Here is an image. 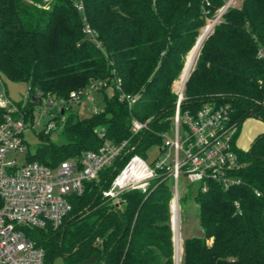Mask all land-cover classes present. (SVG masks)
Returning a JSON list of instances; mask_svg holds the SVG:
<instances>
[{"label": "trees", "instance_id": "1", "mask_svg": "<svg viewBox=\"0 0 264 264\" xmlns=\"http://www.w3.org/2000/svg\"><path fill=\"white\" fill-rule=\"evenodd\" d=\"M76 2L0 0V75L3 82L28 85V102L18 106L31 124L40 107L32 96L67 100L94 87L103 97V109L90 117H81L74 104L60 111L55 120L64 118L58 132L66 142L55 144L51 133L40 132L35 153L25 160L53 169L80 160L103 146L100 131L113 144L130 140L129 146L97 180L85 184L82 196L70 197L73 210L61 228L23 230L45 251L46 264H80L94 256L93 264H175L171 182L158 185L160 179L153 183L155 190L129 191L116 199L103 191L133 155L163 145L160 134L172 128L176 115L173 85L200 31L227 0H83L84 13ZM85 23L103 49L84 32ZM260 50L264 0H243L240 8L227 10L204 43L185 84L182 113L195 114L214 102L231 105L233 121L240 125L251 116L264 121ZM123 96L137 101L129 106ZM4 115L0 109V125ZM135 119L149 129L132 137ZM237 152L243 168L235 176L242 184L226 191L209 182L205 193L197 187L202 235L184 240L181 264H264V135L252 150Z\"/></svg>", "mask_w": 264, "mask_h": 264}, {"label": "built area", "instance_id": "2", "mask_svg": "<svg viewBox=\"0 0 264 264\" xmlns=\"http://www.w3.org/2000/svg\"><path fill=\"white\" fill-rule=\"evenodd\" d=\"M75 7L84 13L83 0H77ZM84 32L97 48L103 49L88 23H85ZM258 56L264 59V50H260ZM117 84L120 89L121 81L118 80ZM94 90L92 87L73 92L67 100H43L37 96L44 101L45 110L31 124L27 113L9 98L0 75V109L5 112L0 125V264H46L45 251L28 239L23 229L47 233L61 228L73 210L70 197L82 196L85 184L97 180L100 173L111 167L129 146L130 140L113 144L106 140L105 131H100L98 136L104 141L103 146L98 151L85 152L80 160L65 161L55 169L25 160L29 153L25 134L36 126H43L41 132L45 134L58 132L59 123L65 121L64 118L61 122L55 120L59 112L84 97L93 100L91 94ZM177 95L172 128L160 134L162 158L149 164L140 155H133L114 177L110 188L103 191V196L116 199L129 191L148 193L163 182H171L174 259L175 264H180L182 246L177 238L180 234L179 183L182 175L190 184L201 185L204 193L208 192L209 182H216L227 191L242 184L235 173L243 165L236 146L241 125L233 121L231 105L211 102L205 103L195 114L182 113L184 89ZM123 99L129 106L137 101L130 96H123ZM48 109L56 112V117L42 123ZM148 129L147 123L135 119L131 126L132 137ZM20 156H24L22 162ZM160 179V183L153 187V183ZM257 196L261 194L257 193ZM235 205L239 207L238 203Z\"/></svg>", "mask_w": 264, "mask_h": 264}, {"label": "rangeland", "instance_id": "3", "mask_svg": "<svg viewBox=\"0 0 264 264\" xmlns=\"http://www.w3.org/2000/svg\"><path fill=\"white\" fill-rule=\"evenodd\" d=\"M227 3H228V5L231 4L230 7H232V8H240L242 6L243 0H227ZM218 15L215 17V19L209 20L207 22V25L213 23L217 19ZM218 23H219V21H218ZM204 29H202L200 31L201 32L200 36H201ZM200 36H199V38H200ZM192 51L190 52V54L186 58L185 67H186V63H187L188 58L191 55ZM185 67H184V70H185ZM184 70H183L181 76L179 77V79L177 81H175V83L173 85V91H174L175 95H177V93L180 91L179 90L180 88H179V86H177V84L182 83V75L184 73ZM4 83H5L6 90L8 92V96L11 99V101L14 102L15 104L19 105V106H22V107L26 106V104L28 102V99H27L28 85L26 83H13V82H10V81L5 80V79H4ZM184 89H185V87H184ZM108 94H111V89L108 91ZM91 97L93 100L89 99L88 97H84L80 100L79 104L75 103L73 105L74 111L78 112L80 114V116L83 118L90 117L94 113L101 111L103 109V106H104L103 100H102L103 97L100 96L99 94H97L96 91L91 94ZM44 108H45V106H40V107L36 108L35 112L37 113L38 116L41 112H44L43 111V110H45ZM55 114H56V112L48 109L47 115H44L42 118V123H46L50 120H53L56 117ZM243 124H244L243 128H244V131L247 132V136H248L249 132H252L254 130L260 131L259 133H264V121H262L260 119L250 117ZM42 129H43V126H36L34 128V130L31 129L30 131H28L25 134V139H26L28 147H29L28 152L35 153L37 144L39 143V139H38L37 134L40 133L42 131ZM51 140H52V142H54L55 144H58V145H61V144L66 142L63 139V137L60 135L59 132H52L51 133ZM138 154L141 157H143L147 161V163H149V164H152L156 160L162 158V154H161L160 149L158 147L153 148V149L148 150V151H145V152L138 153ZM23 159H24V156L19 157V160L21 162L23 161ZM197 187H198L197 184H190L182 175V178L180 179V183H179L180 208H181L180 209V212H181L180 217L182 220L179 223L180 234H179V238H177L182 247H183V242L187 237H193V236L200 237L202 235V231H201L199 220H198V206L194 201V195H195V191H196ZM172 229L174 232L173 226H172ZM181 251H182V249H181ZM180 264H181V261H180Z\"/></svg>", "mask_w": 264, "mask_h": 264}, {"label": "water", "instance_id": "4", "mask_svg": "<svg viewBox=\"0 0 264 264\" xmlns=\"http://www.w3.org/2000/svg\"><path fill=\"white\" fill-rule=\"evenodd\" d=\"M229 8H230V6H229L228 3H227V5H226V6L220 11V13H219L217 19L214 21V25H213V29H212V31L209 33V35L206 37V39L202 42V44H199V39H198V41H197V43H196V45H195V47H194V49H193V51H194L195 49H197V54H196V58H195V61H194V65H193V67H192V70L190 71L189 77L191 76L192 72L194 71V69H195V67H196V64H197V61H198V59H199V56H200L201 50H202V48H203V46H204V43H205L206 40H207V39L213 34V32H214V28H215V26L217 25L218 21H220L221 17L227 12V10H228ZM189 77H188V78H189ZM187 80H188V79H187ZM186 82H187V81H186ZM30 100H31L32 103H34V104H36V105H38V106H42V105L44 104V101H43L42 99L37 98V97H34V96H32V97L30 98ZM62 113H63V112H62ZM251 118H255V117H254V116H251ZM251 150H252V148H251ZM78 249H79V246L76 248V250L74 251V253H76V252L78 251ZM97 260H98V256H94V257H92L91 259H89L88 261H86V262H84V263H80V264H93V263H95Z\"/></svg>", "mask_w": 264, "mask_h": 264}, {"label": "bare ground", "instance_id": "5", "mask_svg": "<svg viewBox=\"0 0 264 264\" xmlns=\"http://www.w3.org/2000/svg\"><path fill=\"white\" fill-rule=\"evenodd\" d=\"M229 6H231V4H229ZM213 25H214V22L211 23V24H208L207 27L203 30V32H202V34H201V36L199 38V44H202V42L206 39V37L212 31ZM196 54H197V49H195L194 51H192L191 55L188 58V61L186 63V67H185L184 73L182 75V83L181 84L180 83L177 84V86H179V88H180L179 89L180 91H182L184 89V87H185V84H186V81H187V79L189 77L190 71L192 70V67L194 65V61H195V58H196Z\"/></svg>", "mask_w": 264, "mask_h": 264}, {"label": "crops", "instance_id": "6", "mask_svg": "<svg viewBox=\"0 0 264 264\" xmlns=\"http://www.w3.org/2000/svg\"><path fill=\"white\" fill-rule=\"evenodd\" d=\"M243 125L244 124L241 125L240 135L237 139L236 146L239 150L247 152L251 150L252 144L254 143L255 139L260 135H264V133H259L260 131L254 130L252 132H249L247 136V132L244 131Z\"/></svg>", "mask_w": 264, "mask_h": 264}]
</instances>
